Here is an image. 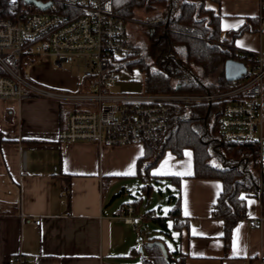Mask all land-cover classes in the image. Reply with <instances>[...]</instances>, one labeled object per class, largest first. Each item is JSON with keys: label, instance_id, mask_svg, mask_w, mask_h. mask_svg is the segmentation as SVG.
<instances>
[{"label": "crops", "instance_id": "0c3cea01", "mask_svg": "<svg viewBox=\"0 0 264 264\" xmlns=\"http://www.w3.org/2000/svg\"><path fill=\"white\" fill-rule=\"evenodd\" d=\"M206 8L221 17L222 39L248 26L235 37L234 47L264 54L259 0H207ZM83 80L75 75L59 82L60 88L51 81L43 86L75 92ZM119 85L122 91L115 93H136L128 91L132 84L121 83L120 73L114 89ZM69 111L53 99L0 100V264L19 253L35 264H142L138 231L119 218L124 204L115 198L133 184L152 189L153 181L161 182L158 178L176 187L173 196L181 206L176 250L185 264H264L259 198L246 199V216L234 228L227 251L225 223L213 215L223 184L194 177L191 149L181 158L167 151L147 173L139 165L146 145L59 141ZM259 116L258 135L264 137V83ZM172 177L181 178L180 185ZM137 211L146 213L141 207ZM38 218L40 225L35 224Z\"/></svg>", "mask_w": 264, "mask_h": 264}, {"label": "built area", "instance_id": "2783aa9c", "mask_svg": "<svg viewBox=\"0 0 264 264\" xmlns=\"http://www.w3.org/2000/svg\"><path fill=\"white\" fill-rule=\"evenodd\" d=\"M34 2L50 6L43 10ZM259 2L261 18L264 0ZM130 21L115 11L114 0H0V100L53 99L79 104V110L69 111L67 125L59 132L61 142L142 144L152 148L165 142L176 105L220 103L222 141L256 146L258 179L246 196L262 201L264 137L258 130L264 54H247V74L224 93H115L121 72L116 70L119 61L139 52L128 34ZM39 57L54 58L59 69L76 63L84 78L79 90L57 93L33 82L27 70ZM69 194L66 188L64 195ZM118 216L140 233L141 223L151 218L150 213L138 212L132 203L124 204ZM40 223V218L35 220L36 225ZM7 264L35 261L19 253L9 257Z\"/></svg>", "mask_w": 264, "mask_h": 264}, {"label": "trees", "instance_id": "16d2710c", "mask_svg": "<svg viewBox=\"0 0 264 264\" xmlns=\"http://www.w3.org/2000/svg\"><path fill=\"white\" fill-rule=\"evenodd\" d=\"M207 0H114L115 11L130 19L144 14L155 26L149 46H138L139 52L120 60L118 72L132 73L138 69L148 94H218L234 89L237 82L225 77V64L237 60L249 65L246 52L234 47V39L248 30L222 39L221 17L206 8ZM264 21V8L258 23ZM220 103H189L176 105L168 136L159 148L147 147L139 161L147 173L161 157L171 151L178 157L185 149L194 153V177L218 179L223 191L214 206L213 215L225 223L226 250L231 247L233 231L246 216V192L258 179L257 149L253 144L224 143L221 137ZM214 158L219 165L214 163ZM149 176V175H148ZM147 176V177H148ZM180 185L181 178H170ZM144 180H147L146 178ZM264 210V195L262 196ZM171 210L174 228L178 229L180 201ZM138 210V206L135 205ZM166 226L163 218H156ZM181 225V224H180ZM159 240L152 238L149 241ZM167 259L161 248L143 246L142 264H185V257L165 244Z\"/></svg>", "mask_w": 264, "mask_h": 264}, {"label": "rangeland", "instance_id": "374dc122", "mask_svg": "<svg viewBox=\"0 0 264 264\" xmlns=\"http://www.w3.org/2000/svg\"><path fill=\"white\" fill-rule=\"evenodd\" d=\"M130 19V18H128ZM128 29L129 37L133 43L138 46L144 47L149 46L151 43L150 35L154 33L155 26L143 25L142 23L151 24L150 19L145 18L144 14L136 15L134 19H130ZM121 58V57H119ZM120 64V62H119ZM118 64V66H119ZM27 73H29L31 80L38 83L40 86L51 90L53 92H62L59 89H52L43 86V83L51 81L56 83L59 87V82L64 81L65 78H70V76H79L83 79L82 69L78 68L76 63L66 64L63 70H59L55 65V59L52 57H39L34 65H31ZM121 83H130V92H144V78L138 69H135L132 73L122 70L120 72ZM42 84V85H41ZM55 87V86H54ZM114 92H121L122 88L119 85ZM64 110H79L81 107L77 103L72 102H62ZM214 158V163L219 165V162ZM161 182H152V189H143V184H133L131 189L120 195H117L115 200L118 204L132 203L141 207L143 211L151 214V218L141 223V231L135 232V243L140 250L149 240L152 238H158L166 244V246L171 250H176V245L178 243V233L174 228V220L170 217L171 210L175 205L174 192H176V187L169 180L159 179ZM156 218H163L166 222L165 225H161L159 222L155 221Z\"/></svg>", "mask_w": 264, "mask_h": 264}, {"label": "water", "instance_id": "95a60500", "mask_svg": "<svg viewBox=\"0 0 264 264\" xmlns=\"http://www.w3.org/2000/svg\"><path fill=\"white\" fill-rule=\"evenodd\" d=\"M28 2H31V0H27ZM38 7L45 10L47 9L50 4H42L39 2H34ZM247 74V66L244 62L237 61V60H228L225 64V77L226 80L229 82H238L244 78V76ZM148 247H160L164 256L169 259L170 256L168 255L167 249L165 247V244L159 240L154 241H148L147 243ZM140 251L143 252V247L140 248Z\"/></svg>", "mask_w": 264, "mask_h": 264}, {"label": "snow or ice", "instance_id": "6c2138e0", "mask_svg": "<svg viewBox=\"0 0 264 264\" xmlns=\"http://www.w3.org/2000/svg\"><path fill=\"white\" fill-rule=\"evenodd\" d=\"M13 2H15V0H13Z\"/></svg>", "mask_w": 264, "mask_h": 264}]
</instances>
